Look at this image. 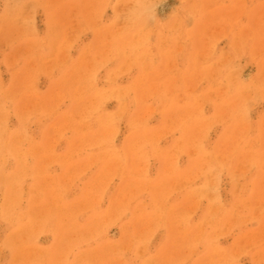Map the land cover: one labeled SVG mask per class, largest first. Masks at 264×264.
Here are the masks:
<instances>
[{"label":"rangeland","instance_id":"obj_1","mask_svg":"<svg viewBox=\"0 0 264 264\" xmlns=\"http://www.w3.org/2000/svg\"><path fill=\"white\" fill-rule=\"evenodd\" d=\"M0 264H264V0H0Z\"/></svg>","mask_w":264,"mask_h":264},{"label":"bare ground","instance_id":"obj_2","mask_svg":"<svg viewBox=\"0 0 264 264\" xmlns=\"http://www.w3.org/2000/svg\"><path fill=\"white\" fill-rule=\"evenodd\" d=\"M9 147V146H8ZM2 187V186H1ZM17 249V248H16Z\"/></svg>","mask_w":264,"mask_h":264}]
</instances>
